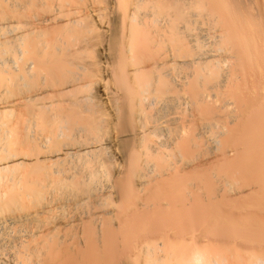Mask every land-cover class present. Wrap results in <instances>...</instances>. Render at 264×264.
I'll list each match as a JSON object with an SVG mask.
<instances>
[{
	"label": "bare ground",
	"instance_id": "6f19581e",
	"mask_svg": "<svg viewBox=\"0 0 264 264\" xmlns=\"http://www.w3.org/2000/svg\"><path fill=\"white\" fill-rule=\"evenodd\" d=\"M0 264H264V0H0Z\"/></svg>",
	"mask_w": 264,
	"mask_h": 264
},
{
	"label": "rangeland",
	"instance_id": "374dc122",
	"mask_svg": "<svg viewBox=\"0 0 264 264\" xmlns=\"http://www.w3.org/2000/svg\"><path fill=\"white\" fill-rule=\"evenodd\" d=\"M248 77V76H247ZM249 78V77H248ZM254 79V81H255V76L252 78V76H251V79H250V81H249V79L247 80V78H246V80H247V84H248V82H249V84L251 83V82H253L252 80ZM259 79H257L253 84H255L257 81H258ZM260 81V80H259ZM249 84H248V86H249ZM253 84H251V86L253 85Z\"/></svg>",
	"mask_w": 264,
	"mask_h": 264
}]
</instances>
